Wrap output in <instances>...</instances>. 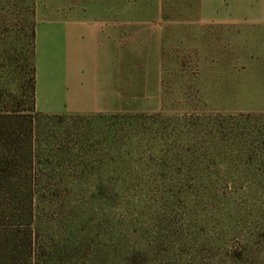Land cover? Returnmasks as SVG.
<instances>
[{"label": "rangeland", "instance_id": "obj_1", "mask_svg": "<svg viewBox=\"0 0 264 264\" xmlns=\"http://www.w3.org/2000/svg\"><path fill=\"white\" fill-rule=\"evenodd\" d=\"M202 1L0 0V178L26 200L0 230L39 248L0 241V264H264V23L198 21ZM105 13L150 42L125 63L145 108L33 109L41 25Z\"/></svg>", "mask_w": 264, "mask_h": 264}, {"label": "crops", "instance_id": "obj_2", "mask_svg": "<svg viewBox=\"0 0 264 264\" xmlns=\"http://www.w3.org/2000/svg\"><path fill=\"white\" fill-rule=\"evenodd\" d=\"M221 18L220 0H203L198 21L264 23V0H226ZM139 31L140 26H131ZM123 15L105 13L91 17L74 14L42 24L36 44V105L49 113L115 114L144 107L151 92L140 88V73H125V63L150 42L137 35L125 39ZM127 43V49H124ZM136 74V75H135ZM135 77V81H130ZM126 78V79H125ZM155 85L154 81L149 83ZM125 102L127 103L125 105ZM145 108V107H144Z\"/></svg>", "mask_w": 264, "mask_h": 264}, {"label": "trees", "instance_id": "obj_3", "mask_svg": "<svg viewBox=\"0 0 264 264\" xmlns=\"http://www.w3.org/2000/svg\"><path fill=\"white\" fill-rule=\"evenodd\" d=\"M29 83V93L31 98L30 102L32 104V108L34 109L36 90V68L34 62V53L30 59ZM0 187L2 188H0V216L4 218L7 216L10 218L11 216H15V212L17 211L20 213L23 212L24 214V204H26V200L25 198L23 200L22 197L12 193L13 186L11 185V182L4 181L2 178H0ZM20 203H22V205H19ZM18 217L21 218V214L18 215ZM31 235L32 234L28 232L20 233L18 230H0V241H3L5 244L4 256L6 260H15L17 258L16 255L22 253L24 249L30 252L32 250L33 243H35V238L33 235ZM35 251L39 252V248L36 249L33 247V253H35Z\"/></svg>", "mask_w": 264, "mask_h": 264}]
</instances>
